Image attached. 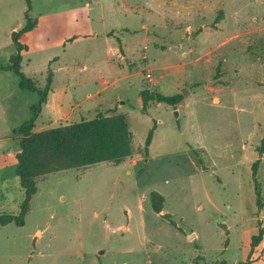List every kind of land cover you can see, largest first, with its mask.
Here are the masks:
<instances>
[{
  "label": "rangeland",
  "instance_id": "1",
  "mask_svg": "<svg viewBox=\"0 0 264 264\" xmlns=\"http://www.w3.org/2000/svg\"><path fill=\"white\" fill-rule=\"evenodd\" d=\"M28 2L0 0V66L27 12L21 71L82 104L51 127L124 115L134 154L39 181L24 225L0 226V264H264V235L250 248L264 231V0ZM145 92L184 100L143 105ZM38 100L0 70V214L19 212L14 130Z\"/></svg>",
  "mask_w": 264,
  "mask_h": 264
},
{
  "label": "trees",
  "instance_id": "2",
  "mask_svg": "<svg viewBox=\"0 0 264 264\" xmlns=\"http://www.w3.org/2000/svg\"><path fill=\"white\" fill-rule=\"evenodd\" d=\"M28 9L30 8L27 0ZM26 23L22 29L12 32L11 40L16 47L17 53L10 56L8 67L0 70H10L18 78V88L29 90L39 96L36 104L30 107L31 117L23 122L14 132L18 135V153L15 155V174L18 177L24 197L19 205L17 215L0 214V226L14 223L18 227L24 225V219L29 212L32 197L37 193L38 183L48 175L57 174L67 170H79L98 163H112L119 165L134 154L130 143L131 124L124 115L106 116L97 114L93 119L81 120L67 125H57L36 131L35 122L43 106L46 104L50 90L51 78L48 76L44 89H39L34 82L27 79L21 71V52L27 51L28 47L20 43V37L30 32L36 22L32 21L27 12ZM121 51V47L119 46ZM143 105L148 101H155L170 106L180 104L184 95L177 93L165 96L158 92L143 93ZM153 128L149 130L144 140L143 157L148 156V148L152 142ZM264 153V148L259 154ZM260 160L257 159L251 167V175L254 182V192L258 209L262 208L260 188L257 181V169ZM154 200L161 198L152 194ZM156 213L160 207H154ZM264 235L263 228L258 229L256 235L251 236V250L259 245ZM250 250V251H251ZM225 264V262L215 263ZM241 264V263H238Z\"/></svg>",
  "mask_w": 264,
  "mask_h": 264
},
{
  "label": "crops",
  "instance_id": "3",
  "mask_svg": "<svg viewBox=\"0 0 264 264\" xmlns=\"http://www.w3.org/2000/svg\"><path fill=\"white\" fill-rule=\"evenodd\" d=\"M118 53L122 54V51H120L118 49ZM52 80L53 79H51V85L53 83ZM51 85H50V90H49V93L47 96L46 104L41 109L39 116L37 117V119L35 121V122L39 121V123H37V125L39 126L40 129H45V128L51 127L53 124H55L57 122L56 121L57 117H59L62 114L68 115V113H71V110L72 111L74 110L73 108L70 109V107L72 105L69 101L70 100L69 99L70 94L68 96L66 90L61 91V92H59L57 90L54 91V89H51ZM87 98L91 99L92 96L90 94H88ZM81 105L82 104L80 102V103H74V105H72V106H74V108H76V109H80ZM31 106L32 105H30V107ZM28 107H29V105H28ZM30 107H29V109H30ZM68 109H70L69 112L67 111ZM44 110L49 112L50 114L48 115V117L46 119H41ZM68 117H70V115Z\"/></svg>",
  "mask_w": 264,
  "mask_h": 264
},
{
  "label": "built area",
  "instance_id": "4",
  "mask_svg": "<svg viewBox=\"0 0 264 264\" xmlns=\"http://www.w3.org/2000/svg\"><path fill=\"white\" fill-rule=\"evenodd\" d=\"M149 77V75H147Z\"/></svg>",
  "mask_w": 264,
  "mask_h": 264
}]
</instances>
